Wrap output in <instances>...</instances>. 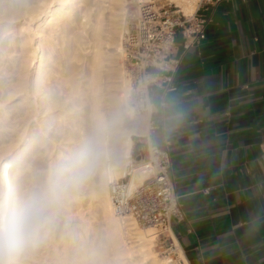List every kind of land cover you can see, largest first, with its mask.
<instances>
[{
	"label": "crops",
	"instance_id": "obj_1",
	"mask_svg": "<svg viewBox=\"0 0 264 264\" xmlns=\"http://www.w3.org/2000/svg\"><path fill=\"white\" fill-rule=\"evenodd\" d=\"M197 8L204 38L177 32L171 89L140 117L170 154L186 264H264V0Z\"/></svg>",
	"mask_w": 264,
	"mask_h": 264
},
{
	"label": "bare ground",
	"instance_id": "obj_2",
	"mask_svg": "<svg viewBox=\"0 0 264 264\" xmlns=\"http://www.w3.org/2000/svg\"><path fill=\"white\" fill-rule=\"evenodd\" d=\"M3 1L15 7L7 14L2 10V17L7 21L5 23L17 18L10 24L18 34L15 42L18 43L24 61L19 87L25 90L29 88L30 92L37 94L40 92L39 83L58 72L59 90H63L61 85L64 84L69 90L71 102L77 98L78 102L87 103L83 112L78 111L71 116L83 124L85 133L78 136L74 130H70L67 136L76 137L77 144L85 135L101 127L106 129L105 151L93 176L94 183L89 188L91 201L86 207L87 212L84 213L79 207L78 199H74L71 210L76 215L78 225L83 230H94L98 237L94 240L86 235H78L79 242L73 248L65 243L62 249L54 245L52 261L44 264H170L171 259L159 257L152 248L153 232L143 229L131 216L117 215L110 196L111 182L126 176V164L133 144L132 134L123 130L118 110L121 99L127 100L130 86L121 62L123 51L120 44V17L116 19L121 12L119 8L122 0H110L107 7L103 5V0ZM88 1H93L94 8L81 13L77 29L73 33L70 31L72 46L69 60L64 57L63 48L60 47L62 70H67L61 73L55 67L56 61L52 54L54 43L58 36L61 39L65 36V29L70 26L72 10L81 11L80 6ZM174 1L182 7L185 14L195 11L197 0ZM9 41L14 42V39ZM28 66L32 70L29 71ZM24 99L28 108L36 102L35 98L29 97L28 92ZM44 101L42 103L46 106L57 103ZM118 113L120 119L114 121ZM44 142V136L38 130L22 129L1 147L0 194L7 197L10 190L21 181L18 180V174L24 167L25 156L35 144ZM69 144L66 143L65 148L70 151L76 144ZM145 163L130 167V188L152 176L151 166ZM91 218L97 220L94 222ZM99 244L106 245L100 249Z\"/></svg>",
	"mask_w": 264,
	"mask_h": 264
},
{
	"label": "built area",
	"instance_id": "obj_3",
	"mask_svg": "<svg viewBox=\"0 0 264 264\" xmlns=\"http://www.w3.org/2000/svg\"><path fill=\"white\" fill-rule=\"evenodd\" d=\"M221 1L199 0L197 7ZM197 7L185 14L170 0H125L120 13L121 62L130 83L127 105L135 116L149 112L154 89H171L172 74L179 64L177 32L183 36L184 48L204 38L206 19L197 13ZM149 140V135L143 136L137 156H130L126 176H130L132 165L145 162L151 166L152 176L134 188H130L126 176L111 182L112 205L120 217L131 216L142 226L156 227L157 235L167 238L169 252L175 256L167 258L172 260L169 263L185 264L176 252L178 243L171 228L172 221L182 220L184 212L175 190L170 154Z\"/></svg>",
	"mask_w": 264,
	"mask_h": 264
},
{
	"label": "rangeland",
	"instance_id": "obj_4",
	"mask_svg": "<svg viewBox=\"0 0 264 264\" xmlns=\"http://www.w3.org/2000/svg\"><path fill=\"white\" fill-rule=\"evenodd\" d=\"M172 1L181 11L182 7L178 5L174 0ZM196 1V7L198 4ZM110 0H103V5L108 6ZM125 0H122L119 11L123 10ZM195 7V9H196ZM13 5H9L7 1H0V149L8 141V139L15 136L22 129L31 130L35 129L42 133L45 142L42 144H35L32 150L25 156L24 167L18 174V180L22 181L34 174L42 172L51 168L53 164L57 162L64 154L69 150L65 148L66 143H70V146L76 144V137H68L67 133L70 130H74L76 135L82 136L85 133L83 124L78 122L76 118L72 119L71 116L75 115L78 111H84L87 107L86 102H78L74 98V102L68 97L69 90L66 85H61L63 90H59L57 82L60 73L51 74L53 77H47L42 80L39 85V91L37 94L29 91V88L21 89L19 87V79L21 77L22 58L18 43L15 42L18 39L14 27L10 24L17 20L12 19V22H7L2 16V10H5L7 14L10 9H14ZM81 11L77 9L72 10L70 26L65 29V36L61 39L59 36L54 43V50L52 51L53 57L56 61V70L63 73L67 70L63 69V61L60 55V47L63 48L64 57L69 60V54L71 53L72 43L70 41L71 32L77 29L79 16L85 10L94 8L93 1H88L86 4L80 6ZM107 10H105V13ZM119 13V12H118ZM121 13V12H120ZM119 15L116 19H119ZM106 15V14H105ZM108 23V21H106ZM7 28V29H6ZM6 29V30H5ZM5 30V31H4ZM9 39H14L9 41ZM120 61V59H119ZM81 64V63H80ZM32 70L28 66V70ZM80 71V69H78ZM28 92L29 97L35 98V103L32 107L25 106V93ZM37 96V97H36ZM45 96V99H42ZM57 102L52 106H46L43 102ZM74 103V104H73ZM73 104V105H71ZM118 110L121 114V125L125 132L132 134L133 144L131 149V156H137V147L143 140V136L147 135L148 122L145 117L140 115H134L131 109L127 105V100L121 99ZM138 165V164H137ZM123 178V177H120ZM128 176L124 178L128 180ZM94 183V177H92L83 187L80 188L72 197L66 206L62 209L58 216L56 225L49 235L48 239L42 244L30 257V264H44L50 263L53 259L52 251L54 245L63 247V243L73 248L76 243L79 242L78 235H86L97 239L98 234L94 233V230H83L76 221V215L72 212V204L74 199H78L79 207L87 212V205L91 201L89 195L90 185ZM91 221H96V218H91ZM140 225V224H139ZM143 229H148L153 232L152 248L156 254L161 258L175 257L173 252H169L168 241L162 235H157V228L153 226H142ZM167 236V233L164 234ZM171 235V234H169ZM106 244H99L100 249ZM176 252L178 257L185 259L182 251L178 248ZM170 253V254H169ZM174 260V259H173ZM185 262V260H184ZM186 264V262H185Z\"/></svg>",
	"mask_w": 264,
	"mask_h": 264
},
{
	"label": "clouds",
	"instance_id": "obj_5",
	"mask_svg": "<svg viewBox=\"0 0 264 264\" xmlns=\"http://www.w3.org/2000/svg\"><path fill=\"white\" fill-rule=\"evenodd\" d=\"M119 119L118 113L114 121ZM105 136L104 127L85 135L51 168L20 181L7 197L0 194V264H30L62 209L95 175Z\"/></svg>",
	"mask_w": 264,
	"mask_h": 264
}]
</instances>
